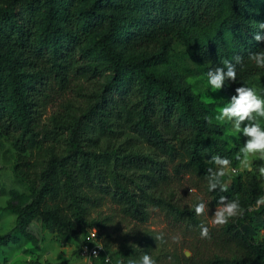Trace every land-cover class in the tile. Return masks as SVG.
Instances as JSON below:
<instances>
[{"label": "trees", "instance_id": "obj_1", "mask_svg": "<svg viewBox=\"0 0 264 264\" xmlns=\"http://www.w3.org/2000/svg\"><path fill=\"white\" fill-rule=\"evenodd\" d=\"M248 8L257 15H250ZM261 22L264 0H1L0 130L15 136L14 172L27 182L29 200L8 204L15 222L0 236V246L23 236L33 219L66 243L77 237L79 228L99 227L89 216L104 196L142 223L148 218L147 207L164 206L179 221L198 227L194 209H179L150 192L168 180V162L175 176L186 173L205 182L215 206L225 196L238 198L245 209L222 234L241 255L208 264H264V206L247 210L262 196L259 181L238 176L227 191L208 190L207 169H217L211 157H226L234 167L238 151L227 148L223 127L206 117L204 104L189 87L156 71L171 65L173 38L197 30L205 36L197 52L201 61L210 63L205 73L228 61L236 66L237 80L225 85L238 87L264 71L249 60L252 53L264 50V42L254 40ZM235 57L242 58V65ZM79 59L84 60L81 66ZM99 64L108 67L110 77L87 109L69 123L53 118L49 130L38 126L40 102L49 98L43 81L62 86L71 71L98 75ZM124 131L141 138L166 161L121 149L93 150L99 142L91 137L93 132ZM54 140L64 141L62 153L54 151ZM34 152L42 155L36 177L25 156ZM151 243V238L145 239V245ZM107 262L104 253L92 259V264Z\"/></svg>", "mask_w": 264, "mask_h": 264}, {"label": "rangeland", "instance_id": "obj_2", "mask_svg": "<svg viewBox=\"0 0 264 264\" xmlns=\"http://www.w3.org/2000/svg\"><path fill=\"white\" fill-rule=\"evenodd\" d=\"M247 4V1L242 0ZM1 3V0H0ZM247 7V6H246ZM247 10V8H246ZM250 15H257L256 10H250ZM205 41L201 31L193 30L175 36L172 41L170 66H158L157 72H165L176 83L189 89L204 104L206 117L212 122L219 124L224 129V141L227 148H236L239 151L247 138L241 133L233 130V122H219L215 119L218 110L227 106L231 97L235 95V89L242 86L252 87L258 95L264 97V71L249 79L238 87L225 85L222 90L213 89L208 84L205 69L210 66L209 62L199 59L197 52L200 45ZM84 44V42H83ZM78 48L76 53H78ZM84 60H78L77 66L83 65ZM108 67L99 64V74L91 73L75 74L71 71L67 74L66 84L60 86L54 80H45L42 87L49 95L40 109L41 116L37 120L38 126L49 130L53 126L52 119L60 122H72L82 114L91 104L95 96L99 94L109 79ZM211 105V106H209ZM245 124H242L243 128ZM261 126L264 127V119H261ZM118 134V133H117ZM100 135L93 132L91 137L98 138L97 150L121 149L127 152L150 155L157 161H166L157 155L153 147L144 142L133 133L121 132L119 135ZM13 134L5 135L0 130V236L6 234L14 227L15 214L7 209L8 204L24 205L29 200L28 184L25 180L17 177L14 172L16 150L14 148ZM56 140V139H55ZM51 144L56 153H62L66 145L63 140ZM46 143L44 144V146ZM118 150V151H121ZM46 155L45 151L41 152ZM41 155V156H42ZM29 157V164L34 166L38 173L41 156L36 152L33 155L26 153ZM253 171L244 170L240 163L235 168L236 172L230 169L226 171L225 186H228L233 179L240 176L243 179L255 176L264 195V177L259 175V166L264 164L259 154L250 157ZM171 164L165 163L168 180L154 189L150 190L154 195L164 198L167 202L179 209H194L199 202L208 205V209L202 216H197L200 224L209 227L210 239H202L200 228L188 222L179 221L175 215L164 206L147 207L148 218L146 222H139L127 216L121 207L115 204L110 198L104 196L99 204L90 210L89 219L94 220L99 227H95L97 235L85 228L77 230V237L68 239L61 243L56 233L45 229L39 219H33L23 236L8 245L0 246V264H83L81 247L84 239L89 236L93 241L103 243V253L108 257L109 264L127 263L128 258L139 259L143 254H150L157 264H208L215 258L231 259L239 257L241 252L233 243L223 239V229L211 224V218L215 213V206L206 190V183L197 178L182 173L175 176L171 171ZM234 218L229 222H233ZM260 230L256 236L257 240L262 237ZM162 236L163 240H156L155 237ZM151 238L152 243L145 245V239ZM178 238L179 242H175ZM132 251L133 254H130ZM45 257H47L45 259ZM92 264V260H90Z\"/></svg>", "mask_w": 264, "mask_h": 264}, {"label": "clouds", "instance_id": "obj_3", "mask_svg": "<svg viewBox=\"0 0 264 264\" xmlns=\"http://www.w3.org/2000/svg\"><path fill=\"white\" fill-rule=\"evenodd\" d=\"M260 31L254 35V40L258 43L264 42V22L259 23ZM236 64L242 65V58L235 57ZM249 60L254 62L259 68H264V50L252 53ZM225 68L227 69L225 71ZM243 70V66H242ZM208 84L216 90H222L225 87L226 81L236 82L237 70L236 66L228 61H225V67H217L207 73ZM235 95L231 97L229 104L218 110V115L215 119L219 122H233L232 127L234 132L241 133L246 139L242 148L235 154V159L240 163L244 170L253 171L250 157L259 154L261 160H264V127L261 126V119H264V97L257 94L254 88L242 86L235 89ZM211 122V121H209ZM245 124L242 128L241 125ZM210 163L217 166L216 170L207 169L208 190L215 191L219 188L221 192L227 191V187L222 184V178L229 169L236 172L235 168H231V160L219 155L211 157ZM259 175L264 177V164L259 166ZM264 206V195L259 196L255 200V204L247 210L253 211ZM208 205L204 202H199L195 205L194 210L197 216L205 214ZM245 209L240 207L239 199L228 200L225 196H221L217 203V208L211 218L213 226L221 227L226 225L230 219L242 217ZM200 236L202 239H210L209 227L201 223ZM91 231L97 235L95 228ZM156 240H163L162 236L155 237ZM175 242H179L178 238H174ZM98 249H103V243L98 241L95 245ZM97 253L93 252V257ZM47 257H45L46 259ZM91 258H83V264H90ZM123 264V261H121ZM127 264H157V261L150 254H143L139 259L128 258Z\"/></svg>", "mask_w": 264, "mask_h": 264}, {"label": "built area", "instance_id": "obj_4", "mask_svg": "<svg viewBox=\"0 0 264 264\" xmlns=\"http://www.w3.org/2000/svg\"><path fill=\"white\" fill-rule=\"evenodd\" d=\"M97 241H93L91 237H87L85 240V243L81 247V254L83 257L91 258H96L99 256L101 253H103V249H98L96 248ZM93 252L97 253L96 257H93ZM105 261H108V257L105 255Z\"/></svg>", "mask_w": 264, "mask_h": 264}]
</instances>
